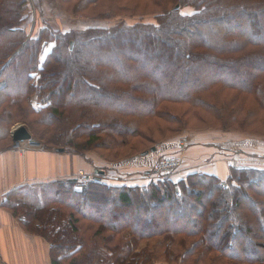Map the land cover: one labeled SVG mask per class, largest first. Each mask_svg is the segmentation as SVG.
Here are the masks:
<instances>
[{"label": "trees", "instance_id": "16d2710c", "mask_svg": "<svg viewBox=\"0 0 264 264\" xmlns=\"http://www.w3.org/2000/svg\"><path fill=\"white\" fill-rule=\"evenodd\" d=\"M57 1L68 16L153 22L64 33L43 24L27 40L25 0H0V144L19 123L55 150L119 160L189 128L264 139V0ZM261 182L249 164L230 165L225 181L72 176L21 186L3 204L48 242L51 264H264Z\"/></svg>", "mask_w": 264, "mask_h": 264}, {"label": "rangeland", "instance_id": "374dc122", "mask_svg": "<svg viewBox=\"0 0 264 264\" xmlns=\"http://www.w3.org/2000/svg\"><path fill=\"white\" fill-rule=\"evenodd\" d=\"M25 10L23 14V20L21 25V30L23 31L24 35L27 37V40H34L38 37L39 32L43 28V24H48L51 28L55 30H60L62 33L68 32V31H82L87 28H110L113 26L118 25L119 23H124L128 25H133L137 22H153V17L148 16H134L130 17L127 15H120L113 18H104L99 19L94 17L93 13H81L77 16H68L65 12L62 11V9L59 6V3L57 0H25ZM184 13H190V8H185L183 10ZM247 31V30H245ZM249 32V31H247ZM258 34L264 33V31L259 30L257 32ZM72 45V44H71ZM70 45V46H71ZM45 49V50H44ZM43 50L47 52L49 50V47L44 48ZM122 51L127 50V47L121 48ZM110 51V50H109ZM143 51L140 48H137L134 51H130V56L127 55V60H132L135 62L137 61L133 57H136L138 55H141ZM139 59V56L138 58ZM155 66V65H154ZM18 126H23V124H16L10 129L11 132ZM40 135H42V132H40ZM182 139L185 140V143L183 146H180V142H182ZM33 143H36L37 146H31L28 143L26 144V149H33V148H43L44 150L49 151H56L55 147L51 144L45 146L44 144H39V142L33 141ZM175 145L181 149L182 152H186V149H189L193 152V155H195L198 151H204L205 149H209L210 147L216 146L218 149V146H225L223 147L224 153H221L218 157L217 156H210L209 161L212 163H218L221 161L229 164V165H245L249 164V166H254L262 171H264V139L263 138H256L251 137L249 135H246L244 133H237V132H221L218 130L213 129H200V128H189L185 131H181L177 135H174L173 137H170L163 143L154 146L156 148V151L154 153H150L148 156L142 158L140 155H138L135 158H131L128 160H119L118 158H112V157H106V154L101 149H92L89 151H84L80 153V155L72 154L65 150L67 155L76 156L79 157L87 171H90L92 173L94 170L100 171V170H106L104 167H109L110 169L119 168L120 166H124L126 164H133L138 163V159H143L146 163V165H152V163L155 162L156 159H159L161 156H164L165 154L163 149L168 146ZM13 147V143L10 144L9 142H3L0 144V151ZM231 148V149H227ZM180 150V151H181ZM222 150V149H218ZM162 154L158 156V154ZM179 153V152H178ZM157 155V156H156ZM196 156V155H195ZM166 157V156H165ZM185 159H190L185 156ZM153 158V159H152ZM152 159V161H150ZM183 159L184 166L188 167L186 164V160ZM136 160V161H135ZM154 160V161H153ZM207 160V161H208ZM218 165V164H217ZM209 166V165H207ZM198 167V166H197ZM194 167L190 166L188 168H194L190 170H185L183 174L179 175V179L183 178L186 174L191 172H197V173H203L200 169V167ZM128 168L129 167H125ZM126 175V174H124ZM119 176V175H117ZM261 188L264 191V184L261 182ZM150 217L154 222L158 221V216L153 212V209L150 208ZM184 217H187V213H185L182 210ZM127 222V220H126ZM157 223V222H156ZM244 246H247L244 244Z\"/></svg>", "mask_w": 264, "mask_h": 264}, {"label": "crops", "instance_id": "0c3cea01", "mask_svg": "<svg viewBox=\"0 0 264 264\" xmlns=\"http://www.w3.org/2000/svg\"><path fill=\"white\" fill-rule=\"evenodd\" d=\"M223 147L225 146H218V149H222L218 150L216 146H213L210 147V150L205 149L196 152L195 156L193 155L194 151H191L190 148L186 149V152H182L177 146L172 145L165 147L163 154L180 155L186 160L188 167L198 166L200 169L203 168L201 170L203 173L225 181L229 176L230 165L221 161V164L220 162L212 163L211 166V162L208 160L210 156L218 157L221 153H224L222 152L224 151ZM184 153L190 159H185ZM160 155L162 154H158V156ZM143 161V159H138L136 164H126L125 167H129V169L124 166L114 169L104 168H106L109 176H135L152 166L151 164L146 165V161ZM78 170L90 173L79 157L67 155L63 152L58 153L38 147L22 151L11 147L0 152V264H51L48 242L41 236L27 231L21 224L20 219L4 206L6 195L27 184L70 178ZM93 172H96V170ZM155 264L167 263L158 261Z\"/></svg>", "mask_w": 264, "mask_h": 264}, {"label": "built area", "instance_id": "2783aa9c", "mask_svg": "<svg viewBox=\"0 0 264 264\" xmlns=\"http://www.w3.org/2000/svg\"><path fill=\"white\" fill-rule=\"evenodd\" d=\"M184 143L185 140L182 139V142H180V146H183ZM26 146V144H20L19 146L13 145V149L22 151L26 149ZM187 169L190 170L194 168L185 167L183 159L180 155H172L156 159L150 168L145 169L135 176H109L105 170H100L99 174L93 172L87 173L84 170H78L73 177L80 183H88L91 181H95L96 178H98L102 182H117L119 184L128 185L130 183L136 182L162 181L164 179L179 176L183 174Z\"/></svg>", "mask_w": 264, "mask_h": 264}, {"label": "water", "instance_id": "95a60500", "mask_svg": "<svg viewBox=\"0 0 264 264\" xmlns=\"http://www.w3.org/2000/svg\"><path fill=\"white\" fill-rule=\"evenodd\" d=\"M12 143L14 146H19L20 144L23 143H29L30 145L37 146L36 143L32 142V137L30 133L27 131V129L23 126H18L16 127L10 134ZM156 151V148L153 147L149 151H146L140 155V157L144 158L148 156L150 153H154ZM56 152L62 153V149H57ZM98 171H96L97 173ZM224 185V183H223Z\"/></svg>", "mask_w": 264, "mask_h": 264}]
</instances>
